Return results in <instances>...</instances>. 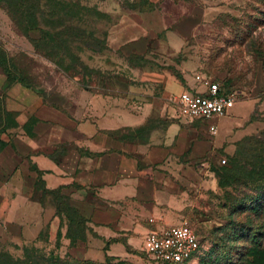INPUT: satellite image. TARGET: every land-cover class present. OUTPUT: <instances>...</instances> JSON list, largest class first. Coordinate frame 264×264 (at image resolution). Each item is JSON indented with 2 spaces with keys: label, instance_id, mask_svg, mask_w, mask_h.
Returning a JSON list of instances; mask_svg holds the SVG:
<instances>
[{
  "label": "rangeland",
  "instance_id": "obj_1",
  "mask_svg": "<svg viewBox=\"0 0 264 264\" xmlns=\"http://www.w3.org/2000/svg\"><path fill=\"white\" fill-rule=\"evenodd\" d=\"M156 5L151 21L159 30L114 47L109 41L129 23L128 11L148 12L147 2L0 0V71L41 92L116 77L159 97L153 105L160 113L149 121L179 124L170 147L174 171L182 175L173 177L176 204L163 212L173 218L167 226L187 221L198 235L201 253L190 264H264V0ZM196 73L238 92L224 116L193 120L170 113L177 94L200 86ZM159 75L163 83L151 79ZM167 165L159 169L168 173ZM142 245L107 264H148ZM26 250L82 260L46 227L34 242L0 237V252L23 257Z\"/></svg>",
  "mask_w": 264,
  "mask_h": 264
},
{
  "label": "crops",
  "instance_id": "obj_2",
  "mask_svg": "<svg viewBox=\"0 0 264 264\" xmlns=\"http://www.w3.org/2000/svg\"><path fill=\"white\" fill-rule=\"evenodd\" d=\"M131 9L129 23L112 34L110 46L159 30L151 21L157 5L148 12ZM151 79L163 83L166 78ZM126 81L97 78L90 85L61 83L55 91L41 92L9 83L0 71L2 239L34 242L46 227L74 256L103 262L106 256L129 257L127 247L141 246L152 225L173 220L163 210L176 204L173 177L182 178L174 171L170 147L179 124L150 122L160 113L153 105L159 97L135 91ZM164 163L172 165H167L170 172L159 169ZM53 190L86 219L85 238L74 245L66 235L69 219L57 213L49 193Z\"/></svg>",
  "mask_w": 264,
  "mask_h": 264
},
{
  "label": "built area",
  "instance_id": "obj_3",
  "mask_svg": "<svg viewBox=\"0 0 264 264\" xmlns=\"http://www.w3.org/2000/svg\"><path fill=\"white\" fill-rule=\"evenodd\" d=\"M194 79L199 87L187 86L172 99L174 117L210 120L224 116L238 101L237 91L224 88L211 75L196 73ZM201 248L198 235L187 221L155 226L147 232L142 245L148 264H190Z\"/></svg>",
  "mask_w": 264,
  "mask_h": 264
},
{
  "label": "trees",
  "instance_id": "obj_4",
  "mask_svg": "<svg viewBox=\"0 0 264 264\" xmlns=\"http://www.w3.org/2000/svg\"><path fill=\"white\" fill-rule=\"evenodd\" d=\"M144 1L147 2L146 9L151 10L156 7L155 3H151L148 0H144ZM2 62L3 59L0 58V63ZM4 74L7 76V80L9 83L15 81L21 83L19 79L10 77L7 72H4ZM219 81L222 83V86L224 88L228 90H232L225 87L223 85L222 80ZM37 185H40L42 187V181H38ZM44 193H45V189H43L42 191V197L44 196ZM49 193L52 195L53 201L57 208V213L58 214L63 213L69 219V225L66 235L68 236V238H70L71 245H74L77 242V240L84 239L87 228L86 219L80 214L78 209L70 205L68 197L63 195L59 190L49 191ZM114 258L115 257L113 256H106V259L103 262H96L90 259L66 260L60 257L53 256L52 254H50L49 256L37 254L32 250H26L23 257H13L8 252H0V264H95V263L107 264L110 259H114Z\"/></svg>",
  "mask_w": 264,
  "mask_h": 264
}]
</instances>
